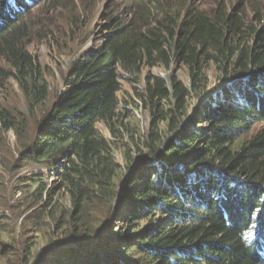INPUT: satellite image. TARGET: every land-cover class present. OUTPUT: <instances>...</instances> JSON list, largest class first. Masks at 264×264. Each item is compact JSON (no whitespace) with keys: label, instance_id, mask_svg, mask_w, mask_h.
Wrapping results in <instances>:
<instances>
[{"label":"trees","instance_id":"16d2710c","mask_svg":"<svg viewBox=\"0 0 264 264\" xmlns=\"http://www.w3.org/2000/svg\"><path fill=\"white\" fill-rule=\"evenodd\" d=\"M39 1L0 0V58L7 64L0 65V90L15 79L28 108L0 102V168L59 169V182L32 174L16 187L32 207L46 204L56 229L67 235L51 241L48 254L56 259L45 255L31 262L30 242L22 249L15 238L13 244L2 242L14 221L2 216L0 264H264V27L258 25L264 24V12L259 6L250 21L227 8L226 0L209 12L156 4L131 11L126 20L110 12L102 41L72 63L64 90L49 105L50 85L30 51L31 7ZM43 1L49 10L69 9L72 3L86 10L100 0ZM126 1L135 7L146 2ZM174 63L187 68L188 84L176 73L166 81L151 72L169 71ZM207 63L231 79L218 92L221 100L204 99L213 89ZM122 72L125 80L144 81L143 92L136 93L151 114L146 134L123 120ZM192 99L205 100L197 119L207 121L209 134L182 131L160 149L164 131L178 130L189 116ZM163 121L166 129L160 128ZM100 123L113 137L99 131ZM251 130L256 132L244 139ZM9 131L16 136L13 146ZM125 136L148 149L137 148L141 167L129 149L126 168L117 161L116 139ZM63 189L68 211L55 200ZM115 199L120 206L114 210ZM11 208L10 197L0 196V209ZM113 210L125 227L111 224L106 236Z\"/></svg>","mask_w":264,"mask_h":264},{"label":"rangeland","instance_id":"374dc122","mask_svg":"<svg viewBox=\"0 0 264 264\" xmlns=\"http://www.w3.org/2000/svg\"><path fill=\"white\" fill-rule=\"evenodd\" d=\"M220 1L225 0H154V2L146 0L144 4L135 7L126 0H100L96 8L94 6H89L86 10H84L83 4L80 3L76 5L72 3L69 9L60 7V9L54 8L49 10L47 3L44 5L43 0L39 1L36 5L31 7L33 11L30 9L34 12L32 21L35 22V24H33V35L30 38V51L38 57L45 78L50 85L51 95L48 104H52L57 94L64 90L65 80L72 67V63L89 48L102 41L103 34L106 33L103 31L104 27L110 22L108 17L110 12H114L121 20L129 18L131 11L141 9L144 6L152 8L154 4L162 8L173 7L183 11L189 6H192L209 12L212 11ZM226 3L227 8L230 10H238L248 21L254 16L256 7L259 6L260 11L264 12V0H226ZM71 12L76 13H73L74 15L72 16ZM73 17L77 19L75 20ZM72 20H74V23ZM258 25L259 29L264 27V24ZM39 28H41V33H37ZM0 65L7 66L6 62L1 58ZM221 71L222 69L215 64L207 63L206 73L213 89L208 96L204 98L205 100H209L211 97L221 100L222 94L218 92L231 84L230 77L225 73H221ZM144 72L146 73L147 69H145ZM151 72L166 81H169L171 74L176 73L185 83L188 84L190 82L188 70L181 63H174L172 69L169 71H165L161 67H155L151 69ZM121 74L120 80L122 89L119 96L121 100L120 111L123 114V120L136 124L138 130L136 132L138 134H146L151 114L136 93V90L143 92L144 81L140 83L130 82L124 79L123 72ZM204 99L200 101L196 99L190 100L189 116L180 123L178 130L164 131L166 134L162 136L163 142L160 149L165 148L166 145H170L179 132L182 131L194 130L199 131L203 135L209 134L207 121H203L199 124L197 119L202 101H205ZM0 102L2 105L9 108L19 109L25 112L28 111L23 92L19 84L13 78L0 90ZM166 127L167 123L165 121L161 122L160 128L166 129ZM98 129L103 135L108 137L111 136V133L103 124L100 123ZM254 132H256V130L243 133L244 139H249V136ZM6 136L13 146L16 142L15 134L9 131ZM116 141H118L120 145H118L114 154L117 161L122 164V167L126 168V162L124 160L125 149L130 150L129 152L132 153V156L136 157V161H139L136 162V165L141 167L142 163H140V160L142 157H139L137 148L139 147L141 151L146 153L148 149L144 144L141 141H137V144H133L128 141L126 136L123 137V139H116ZM149 165L154 166L155 161L150 162ZM133 171L128 174L129 177L133 175ZM32 174H43V180L47 183H55L60 180V170L56 169L52 171L51 168L47 166L38 167L36 165H30L11 173L0 168V184H3V186H0L4 189L3 192H0V196L2 198L7 196L10 197L11 206H13L11 210L0 209V218L3 219L2 216L7 215L14 220L13 225L10 226L13 232L3 233L4 238L2 242L5 244H13L14 241L12 238H15V244L18 248L20 247V249L23 248L25 244L24 241L30 242L29 246H33V258L31 262L34 260L38 261L45 255L49 260H51V258L56 259L55 254H48L50 252L49 249L52 248L51 245L54 246V243L51 241L62 240L61 233L66 237V232H63L64 228L56 229V222L52 220L50 215H47L49 210L48 208L45 210L46 204L40 202L37 206L32 207V204L26 199L28 197L23 194L21 195V191L16 187L19 185V180ZM55 200L59 203L64 202L67 211L71 208V203L64 189L56 195ZM113 206L115 210L116 207L120 206V202L115 199ZM114 210L106 221L105 229L103 230V234L106 236L110 234L106 228L111 224L113 225L112 228L119 225H121L122 228L125 227L124 222L121 221L119 217L115 216ZM59 215L60 213L58 216ZM12 235L14 237H12ZM58 237H60V239H58ZM86 249L91 251L93 247Z\"/></svg>","mask_w":264,"mask_h":264},{"label":"bare ground","instance_id":"6f19581e","mask_svg":"<svg viewBox=\"0 0 264 264\" xmlns=\"http://www.w3.org/2000/svg\"><path fill=\"white\" fill-rule=\"evenodd\" d=\"M163 76V75H162ZM167 76V75H166Z\"/></svg>","mask_w":264,"mask_h":264}]
</instances>
